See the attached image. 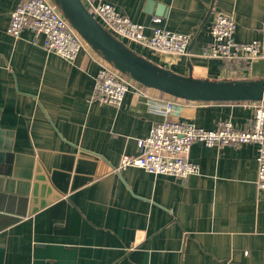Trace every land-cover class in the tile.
Here are the masks:
<instances>
[{"label": "crops", "instance_id": "obj_1", "mask_svg": "<svg viewBox=\"0 0 264 264\" xmlns=\"http://www.w3.org/2000/svg\"><path fill=\"white\" fill-rule=\"evenodd\" d=\"M21 1L0 0V264H264L254 143H192L199 173L185 178L116 169L163 120L152 106L172 100V118L240 128L253 119L247 101H190L134 82L119 105L100 102L93 89L105 60L86 41L67 61L27 28L7 32ZM104 1L147 34L159 26L191 36L188 54L170 62L123 41L158 66L210 81L264 79L263 57L226 78L223 60L200 55L213 11L234 17L237 42L264 44V0Z\"/></svg>", "mask_w": 264, "mask_h": 264}, {"label": "built area", "instance_id": "obj_2", "mask_svg": "<svg viewBox=\"0 0 264 264\" xmlns=\"http://www.w3.org/2000/svg\"><path fill=\"white\" fill-rule=\"evenodd\" d=\"M95 18L121 41L135 42L144 47L173 56L187 55L191 36L153 26L147 34L144 25L120 14L114 6L104 0H87L85 4ZM155 23L159 17L152 18ZM236 22L232 15L213 11L209 21L211 41L204 46L200 55L204 58H218L226 78L239 74L241 67H249L253 60L264 58V44L258 41L237 42L234 39ZM29 29L34 39L41 37L42 46L67 61H74L85 40L70 25L61 11L49 0H22L10 13L7 32L18 37L24 29ZM264 34V12L261 22ZM105 60V59H104ZM107 64H106V63ZM98 70L93 96L100 102L119 105L124 95L137 82L118 71L106 60ZM234 68L236 70H231ZM233 75L229 76L228 74ZM253 109L252 122L243 127H235L230 120H219L213 129H205L194 123L178 120L170 116L175 103L165 100L152 106L164 118L154 124L149 133L137 139L136 154H122L117 170L135 166L152 174H162L185 178L199 173L198 165L188 159L190 146L201 142L208 147L233 146L254 143L257 155L256 185L264 193V100L247 101Z\"/></svg>", "mask_w": 264, "mask_h": 264}, {"label": "water", "instance_id": "obj_3", "mask_svg": "<svg viewBox=\"0 0 264 264\" xmlns=\"http://www.w3.org/2000/svg\"><path fill=\"white\" fill-rule=\"evenodd\" d=\"M53 1L70 25L103 59L144 86L190 101L264 100V79L210 81L176 74L126 46L104 28L82 0ZM151 5L152 1H148V12ZM158 8L160 11L163 9L161 6Z\"/></svg>", "mask_w": 264, "mask_h": 264}, {"label": "trees", "instance_id": "obj_4", "mask_svg": "<svg viewBox=\"0 0 264 264\" xmlns=\"http://www.w3.org/2000/svg\"><path fill=\"white\" fill-rule=\"evenodd\" d=\"M53 3H54V1H53ZM55 4V3H54ZM55 6L57 7V5L55 4ZM58 8V7H57Z\"/></svg>", "mask_w": 264, "mask_h": 264}, {"label": "rangeland", "instance_id": "obj_5", "mask_svg": "<svg viewBox=\"0 0 264 264\" xmlns=\"http://www.w3.org/2000/svg\"><path fill=\"white\" fill-rule=\"evenodd\" d=\"M257 179V178H256Z\"/></svg>", "mask_w": 264, "mask_h": 264}]
</instances>
